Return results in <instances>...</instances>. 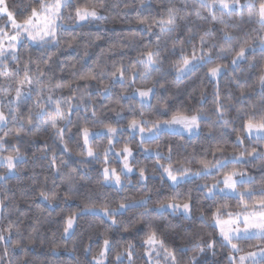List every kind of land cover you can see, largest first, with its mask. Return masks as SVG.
<instances>
[{
	"label": "snow or ice",
	"instance_id": "6c2138e0",
	"mask_svg": "<svg viewBox=\"0 0 264 264\" xmlns=\"http://www.w3.org/2000/svg\"><path fill=\"white\" fill-rule=\"evenodd\" d=\"M179 3L117 0L112 7L122 4V16L138 5L122 22L144 35L137 40L130 30L93 58L103 37L85 29L118 22L107 0H25L19 14L0 0V225L7 221L0 264H36L29 247L46 243L52 253L82 252L86 259L77 255L75 264H202L209 254L222 259L207 264H264V0ZM71 50L75 56H63ZM201 72L189 94L199 91V106L169 102L173 89ZM45 136L31 157L22 151ZM177 137L203 142L183 154L187 145ZM137 153L151 163L142 165ZM37 159L55 170L38 187ZM30 161L32 184L10 196L6 185ZM32 187L47 208L37 205L25 237L9 209L18 210ZM70 200L78 203L58 213L60 239L73 241L80 229L89 242L80 248L37 235L39 217Z\"/></svg>",
	"mask_w": 264,
	"mask_h": 264
},
{
	"label": "trees",
	"instance_id": "16d2710c",
	"mask_svg": "<svg viewBox=\"0 0 264 264\" xmlns=\"http://www.w3.org/2000/svg\"><path fill=\"white\" fill-rule=\"evenodd\" d=\"M24 2H25V0H7L9 8L13 9L17 14L24 11V9L22 7V4ZM116 2H117V0H107L108 6L110 9V14H111V16L117 17L118 22L107 23V24H94V25H91L85 29V31H90L92 33H98L99 35H101L103 37V39L98 42L99 46L94 48V49H91V51L93 52V58H94L95 54L99 52L100 48L107 49L111 44L122 40L123 37L130 30L135 29L137 31V37H136L137 40H139L140 37L144 35V33L139 31L140 26L135 25L134 23L133 24H126V23L122 22V20H124V19L131 20L136 16L138 5H137V7H134L132 9L125 10V11H127V15L122 16V4H121V7H119V8L112 7V5ZM177 6H182V5H180L179 0H177ZM153 7H155V5H153ZM140 11H142L145 15L147 14V10L141 9ZM203 14L205 16H207L206 12ZM19 18L20 17L18 15V19ZM189 19L194 20V17H190ZM196 23L201 24L202 22L196 21ZM204 26L206 27L207 25H204ZM216 27H218V26H216ZM151 39L154 41L156 39V37H152ZM169 47H171V45H169ZM33 50H36V46H33ZM40 51H43V50L41 49ZM75 55H76V53L74 50L65 52L63 54L64 57H73ZM129 55L134 56L135 53H129ZM117 58H119V57H117ZM222 62L227 63L228 61H222ZM89 63H91V61H89ZM64 75L67 76L68 72L66 71L64 73ZM202 78H203V73L202 72L197 73V75H195L191 79L186 80L184 82V84H182L178 90L173 89L174 91H176V96L173 100H170L169 102L173 103L175 105H180L183 102L184 104H186L189 107L199 106L197 104V101L199 100V91L192 94V96H190L189 94L192 93L193 88H197L198 85H200ZM140 86H143L142 82L138 81L137 87H140ZM204 87H205L206 93H208V96H207L208 102L204 105V107L211 108V106H212L211 105V99H212L211 92L213 89H212V85L210 83H208V81L206 79L204 80ZM225 91H227V90L225 89ZM93 94H95V93H93ZM100 103L109 104V101L102 100V101H100ZM121 103L122 104H128V102H126V101H121ZM152 103L154 105L157 104V100H153ZM136 111H137V113L139 112L138 105L136 106ZM123 114L129 116V119L131 118V115L127 112V108L125 109V112ZM212 119L214 120L215 117H212ZM74 131L75 130H73V132ZM206 131H207V129H205V132ZM203 135H204V133L201 134V136H203ZM45 139H48L47 136H45L43 138H37L35 140V142L33 144H31L30 146H27V147L22 146V151H24L26 153V155L31 157L33 153L38 152V149L42 146ZM71 139L74 140L75 136L73 135L71 137ZM123 139L124 138L122 137L121 140H123ZM176 139L179 141V137H177ZM179 142L181 144L187 145L186 152H183V154H187V152L193 151L194 148L199 151L200 146H201L203 141L198 140V139H193L192 141L183 140V141H179ZM48 143L50 145L51 144L55 145V148L57 150L56 154L58 157L61 155H64L65 159H68L69 164L72 167H78V165H76V163H75L77 158L76 157L68 158L63 153L62 147L59 145L58 142H54V141L49 139ZM104 143H106V141H104ZM120 146H122V145H118V148ZM131 146L133 148H135L134 144H132ZM161 150L164 152L165 155H167L166 149H161ZM231 151H232V148L229 147L228 152H231ZM137 156L139 157L142 165L151 163V161L146 160L141 153H137ZM209 158H211V157H209ZM174 159H175V157H174ZM114 163H116V162H113V164ZM35 164H36L35 171L38 174L35 177V179L37 180L36 187H38L39 184L43 181V176L44 175H51L55 170L49 168L47 166V161H45L43 159H37L35 161ZM22 167L24 168V171L17 174L18 178L16 176H13L12 178H10L9 183L6 185L9 195L11 196L14 193L17 198H19V196H20V190L21 189L28 188L32 184V180H31L32 162L30 161L29 165L22 166ZM91 167L93 169H95V168L99 167V165L93 164V165H91ZM192 167L195 168V167H197V165H193ZM248 170L250 171V174H252V175H258L261 172L260 169H258L256 167H252V166H249ZM133 179H135V177H133ZM201 182H203V181H201ZM55 183H56V185H59L60 184L59 179H56ZM82 183H85V182L82 181ZM36 187L30 188V191L28 193L29 199L27 201L21 200L19 202L18 210L16 209V207H12L9 209V211L12 212V216L10 217L11 219L16 220L17 217H19L20 220H23L24 223L22 225V231H23L25 237L29 234V230H30L29 226L34 223L32 217L36 211L37 205H39L43 208H47V205L43 204L41 202V199L39 198L38 193L36 192ZM45 187L48 189H51L53 187L52 181H49L47 183V185H45ZM93 187H96V186L93 185ZM3 191H4V189L2 187H0V197L3 196ZM131 194L136 195L138 197L141 193L134 191ZM193 195H196V193H193ZM77 203H78L77 201L70 200V201H67V202L62 203V204H57L54 208L49 209L48 212H44L43 215H41L39 217L40 223L36 225L39 228V232L37 235L39 237L43 238L46 242H51L53 239H55L56 242L60 243L61 245H63L64 243H67L69 249L72 248L73 243H75L78 248L82 247L83 245L88 244L89 242L87 240L86 234L84 236L79 235V233L81 231L80 229H77V237L75 240H73V241H62L60 239L62 228H61V215H58V213H61L62 210H63V213H68L72 210H75ZM49 212L51 214H49ZM20 213H24L25 215H20ZM168 219L172 220L173 223L178 222L176 220V218L171 217V216H169ZM6 224H7V221H4V225H6ZM4 225H0V226H4ZM53 233H55V237H53ZM0 250H2V249H0ZM77 255H79L81 261H84L86 259V257L82 254V252H78L77 254L74 255L71 251H66L63 247H60L55 253H52L49 251L47 243L43 247L39 246L38 244L36 246H30L29 247V259L34 260L36 262V264H75L76 259H77ZM216 259H222V258H213L211 256V254H209L207 257L204 258V260L202 261V264H207V262L214 261Z\"/></svg>",
	"mask_w": 264,
	"mask_h": 264
},
{
	"label": "rangeland",
	"instance_id": "374dc122",
	"mask_svg": "<svg viewBox=\"0 0 264 264\" xmlns=\"http://www.w3.org/2000/svg\"><path fill=\"white\" fill-rule=\"evenodd\" d=\"M4 21L0 20V24H2ZM113 166H118L117 163H114ZM5 173V169L4 168H0V174H4Z\"/></svg>",
	"mask_w": 264,
	"mask_h": 264
}]
</instances>
